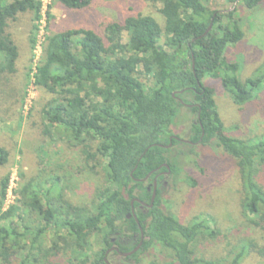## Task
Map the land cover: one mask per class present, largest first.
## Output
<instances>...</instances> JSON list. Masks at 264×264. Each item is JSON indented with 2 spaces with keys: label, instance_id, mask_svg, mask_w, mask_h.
I'll use <instances>...</instances> for the list:
<instances>
[{
  "label": "trees",
  "instance_id": "16d2710c",
  "mask_svg": "<svg viewBox=\"0 0 264 264\" xmlns=\"http://www.w3.org/2000/svg\"><path fill=\"white\" fill-rule=\"evenodd\" d=\"M51 1L69 10H84L94 0ZM142 1L161 5L162 26L137 15L105 26L104 37L87 29L46 37L32 71V86L53 96L41 112L66 143L83 150L89 149V141L97 143L96 152L105 160L104 186L95 190L88 206H76L58 189V179H30L16 192L17 205L3 210L8 187V177H4L0 182V264H48L51 258L68 254V263L74 264L90 249L93 235L104 248L103 255L82 264H106L104 253L112 246L111 240L121 253L137 246L138 226L142 245L125 262L139 264L148 250L161 246L171 255L163 264H242L250 252L264 264V247L250 242L242 243L228 260L194 258L192 244L200 230L207 228L196 222L183 226L163 208L166 186H157L154 204L146 213L137 212L136 221L126 219L133 198L150 201L151 192L139 180L149 173L152 178L163 163L170 166L173 178L179 172L176 161L169 162L160 146L168 145L169 127L182 106L179 101L186 104L190 102L186 98H191L198 108L190 113L199 112L190 140L197 142L202 136L201 147L214 146L236 160L243 191L241 208L252 217L251 225L264 230V191L256 183L264 166V136L229 135L217 113L214 89L203 84L206 78H218L227 48L244 38L242 19L234 6L239 3L253 13L264 0H225L234 8L225 15L210 12L201 0ZM40 8L41 0H0V77L16 73L18 49L7 32L9 25L24 14H31L34 23ZM123 32L125 43L121 42ZM29 45L34 47V38ZM224 67L219 82L231 103L243 107L254 101L264 88V64L244 84L238 80L236 63L226 62ZM140 76L150 79L148 89ZM7 157L0 148V166ZM93 157L87 154V159ZM184 182L195 186L187 175ZM49 233L53 236L50 248L45 246ZM146 264L160 263L149 260Z\"/></svg>",
  "mask_w": 264,
  "mask_h": 264
},
{
  "label": "rangeland",
  "instance_id": "374dc122",
  "mask_svg": "<svg viewBox=\"0 0 264 264\" xmlns=\"http://www.w3.org/2000/svg\"><path fill=\"white\" fill-rule=\"evenodd\" d=\"M201 1L210 12L223 15L236 8L244 33L243 40L228 47L224 53V64L217 71L218 78H206L203 84L214 89L217 113L229 135L241 139L264 136V88L254 101L236 107L219 82L226 62L239 66L237 77L241 84L252 78L264 64V4L252 13L239 3L233 8L225 0ZM160 9V4L142 0H94L87 9L69 10L51 0H42L37 21L32 23V15L24 14L9 25L7 32L17 46L18 58L16 73L0 77V148L8 154L6 164L0 166V182L8 177L6 195L1 202L3 210L17 205L16 192L30 179L36 182L50 177L58 179V189L63 190L65 199L76 206H88L95 190L104 186L105 160L96 152L97 143L89 141L90 146L86 150L66 143L60 130L50 126L41 112L53 96L32 86V71L40 61L46 37L77 29L91 30L104 37L105 26L137 15L148 16L162 26ZM30 38H34L33 48L29 45ZM126 39L127 34L123 32L121 42L125 43ZM139 78L145 89L151 86L149 78ZM194 119V114L180 108L169 130L178 132L186 140L185 129L180 126ZM191 152V155L185 154L177 160L179 172L171 178L162 200L163 208L181 225L196 222L204 223L207 228L200 230L192 244V256L206 261L228 260L242 243L264 247V230L251 225L252 217L241 208L243 191L236 160L214 146H198ZM87 154L94 157L87 159ZM184 175L195 182L194 187L184 182ZM256 183L264 191V166L259 169ZM210 231H214L215 235L211 237ZM52 242L53 236L49 233L45 246L50 248ZM89 246L85 256L78 257L74 264L103 255L104 248L95 235ZM68 255L51 258L48 264H69ZM105 258L110 264H135L113 255ZM170 258L169 251L157 246L142 255L139 264H146L149 260L163 264ZM262 261L250 252L242 264H260Z\"/></svg>",
  "mask_w": 264,
  "mask_h": 264
},
{
  "label": "flooded vegetation",
  "instance_id": "af4514ba",
  "mask_svg": "<svg viewBox=\"0 0 264 264\" xmlns=\"http://www.w3.org/2000/svg\"><path fill=\"white\" fill-rule=\"evenodd\" d=\"M188 101H190V102H188L186 104L183 103L182 101H179L180 104L182 105L181 108L188 110L189 113L193 108H198V105L195 103H192V100H188ZM198 112H199V110H197V113H196L197 115L196 116L194 115L195 116L194 120H190L188 123L185 121L184 122L185 126H184V124H182L180 126L181 129H183V128L185 129V134H187L186 140L182 139V137L179 136L178 132L176 133L175 131L172 132L169 130V134H168V138H167L168 145L167 146H160L162 149H164L166 151L165 156L169 160V162H170V160L174 159L176 161V164H177V160L181 159L184 156L183 153H185L186 156H189L192 154V152L190 153L191 149H194V148L201 145L200 142L202 140V136L199 138V140L197 142H192L190 140V138H192L194 136L195 131L193 132V126H195V124H196V119L198 120ZM166 167H168V169ZM160 169H162V170H160ZM151 174L152 173H149L148 175H146V177L144 179L139 180L143 183V186L146 187L147 192H151V197H150L149 203H145L143 201L138 200L137 198H133L130 201V204H129L130 205V213L126 215V219H129L130 217H132L136 221L137 212L140 211L141 213H146V211L148 209L152 208V206L154 204L155 197H156L157 186L162 185V186H166V188H167L169 182L171 181V178L173 177V175L171 173V168L167 163H163L158 168V172L156 174H154L152 178H151ZM154 187H155V190H154ZM153 192L155 193V197H154V200L151 204V198H152ZM134 204H137V206H134ZM139 218L142 219L141 216H139ZM136 223H137V225H139L138 222H136ZM138 227H139V243L137 244V246L133 250H135L136 248H138V250H139L141 245H142V242H143V232L141 231L140 226H138ZM111 242H112V246H110L109 248H107L105 250L104 259L106 260L105 256L113 255V254H115L116 257H119L122 260L125 259L124 257L120 256L121 252H119V249H118L119 247H118L117 243H115L114 240H111ZM121 254H125V253H121ZM105 263L108 264L109 262L106 260Z\"/></svg>",
  "mask_w": 264,
  "mask_h": 264
},
{
  "label": "water",
  "instance_id": "95a60500",
  "mask_svg": "<svg viewBox=\"0 0 264 264\" xmlns=\"http://www.w3.org/2000/svg\"><path fill=\"white\" fill-rule=\"evenodd\" d=\"M209 29H210V27L208 28V30H207L206 32H208ZM166 168L168 169V167H166ZM154 190H155V187H154ZM154 197H155V193L153 192V194H152V198H151V204H152V202H153V200H154ZM137 251H138V248H136L135 250L131 251L130 253H125V254H121V253H120V256H122V257H124V258H127V257L133 255V254H134L135 252H137Z\"/></svg>",
  "mask_w": 264,
  "mask_h": 264
},
{
  "label": "built area",
  "instance_id": "2783aa9c",
  "mask_svg": "<svg viewBox=\"0 0 264 264\" xmlns=\"http://www.w3.org/2000/svg\"><path fill=\"white\" fill-rule=\"evenodd\" d=\"M41 3H42V0H41Z\"/></svg>",
  "mask_w": 264,
  "mask_h": 264
}]
</instances>
